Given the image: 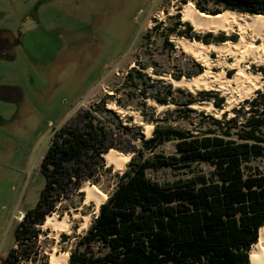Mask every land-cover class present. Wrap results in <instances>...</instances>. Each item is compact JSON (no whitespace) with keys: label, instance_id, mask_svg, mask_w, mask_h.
I'll return each mask as SVG.
<instances>
[{"label":"rangeland","instance_id":"rangeland-1","mask_svg":"<svg viewBox=\"0 0 264 264\" xmlns=\"http://www.w3.org/2000/svg\"><path fill=\"white\" fill-rule=\"evenodd\" d=\"M188 4L195 9V0H0V264L16 248L14 229L25 211L38 201L44 185L40 163L49 140L79 109L90 113L94 125L139 146L142 137L151 138L157 120L196 135L201 131L199 124L202 127L200 113L214 119L226 113L227 119L231 118L232 110L264 90L258 71L264 64L251 60L242 63L257 78L239 85L232 81L237 70L229 67L234 59L210 48L237 42V28L229 32L197 31L182 20L181 11ZM207 34L225 41L205 45L190 39ZM174 40L204 47L207 61L183 52ZM206 72L230 80L228 86L220 88L216 83L206 90L191 91L170 82L192 80ZM248 85L253 88L250 92ZM169 89L173 95L168 99L178 104L191 98L196 102L178 107L153 99V95H163ZM202 93L223 99L221 108L212 100L202 101ZM185 109L196 114L183 119L180 111ZM207 122L205 119L204 125ZM146 125L152 126L150 134ZM111 150L129 156V161L132 157L126 142H115ZM156 151L171 155L174 144L166 143ZM128 162L123 171H115L103 159L102 166L91 178L82 179L68 200L60 199L50 216L66 218L70 230L56 233L41 225L38 246L44 257L24 264H51V254L69 255L99 211L93 201H86L81 188L95 187L107 199ZM249 166L264 173V159ZM212 171L202 163L190 171L163 169L149 171L148 176L158 182H172L186 179L191 172L210 178ZM85 217L87 228L82 227ZM61 235L67 239L62 240Z\"/></svg>","mask_w":264,"mask_h":264},{"label":"trees","instance_id":"trees-1","mask_svg":"<svg viewBox=\"0 0 264 264\" xmlns=\"http://www.w3.org/2000/svg\"><path fill=\"white\" fill-rule=\"evenodd\" d=\"M195 9L210 16L229 11L264 17V0H195ZM190 39L205 45L225 41L209 34ZM258 71L264 79V69ZM202 94V101L212 100L221 108L223 99ZM172 95L169 89L153 99L178 107L196 102L191 98L178 104L168 99ZM232 111L228 119L226 113L221 119L200 113L203 128L199 124L196 135L157 120L151 138L142 137L134 146L94 125L90 113L79 109L49 140L40 163L43 188L14 229L16 248L2 264L32 263L43 256L39 227L60 199L68 200L82 179L95 174L102 154L115 142H126L132 157L66 264H249L248 252L264 229V173L249 166L264 159V90ZM180 112L183 119L196 114L191 109ZM166 143L174 144L173 154L156 151ZM202 163L212 167L210 178L191 172L186 179L158 182L148 176L163 169L190 171Z\"/></svg>","mask_w":264,"mask_h":264},{"label":"bare ground","instance_id":"bare-ground-1","mask_svg":"<svg viewBox=\"0 0 264 264\" xmlns=\"http://www.w3.org/2000/svg\"><path fill=\"white\" fill-rule=\"evenodd\" d=\"M181 13L182 20L189 23L197 31L217 32L218 30H223L229 32L234 28H237L236 32L239 36L237 42L218 46L211 45L210 48L221 51L225 55H229L234 59L233 63L230 64L229 67L237 70V73L232 78V81L235 83L244 85L245 83H249V81L257 78V75L247 72L245 68L242 67V63H245L247 60H251L256 64H264V17H242L229 11L216 16H208L196 11L192 4L185 5ZM258 41L259 43H257ZM175 43L183 52L201 59L204 62L207 61V53L204 51V47L184 40H176ZM225 63L227 64L228 62L225 61ZM222 79L223 78L220 75L211 76L206 72L193 78L192 80L177 81L170 79V82L174 87H182L194 91L209 89L216 83H218L220 88H225L228 86L230 80L223 81ZM251 86L248 85L247 90L249 92L253 90ZM113 108L118 109L116 107ZM118 111L121 110L118 109ZM151 129L152 126L146 125L147 134H150ZM102 157L107 165L114 167L115 171H123L125 164L130 158L129 156L118 154L112 150L102 154ZM80 191L85 193L86 201L91 200L95 203L96 212L98 211L100 205L106 200V197L95 187L85 185ZM87 221L88 218L85 217L82 227L87 226ZM43 227L51 228L56 233H60L69 231L70 223L66 218L60 220L53 216H47ZM67 259L68 254H51L50 263L66 264ZM248 259L249 264H264V229L259 230L257 241L251 246L248 252Z\"/></svg>","mask_w":264,"mask_h":264}]
</instances>
